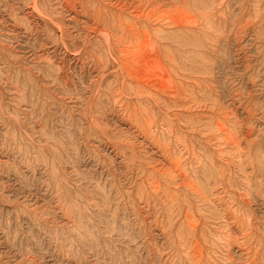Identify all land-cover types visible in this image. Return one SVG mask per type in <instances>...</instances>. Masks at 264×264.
<instances>
[{
    "label": "rangeland",
    "instance_id": "1",
    "mask_svg": "<svg viewBox=\"0 0 264 264\" xmlns=\"http://www.w3.org/2000/svg\"><path fill=\"white\" fill-rule=\"evenodd\" d=\"M0 264H264V0H0Z\"/></svg>",
    "mask_w": 264,
    "mask_h": 264
}]
</instances>
